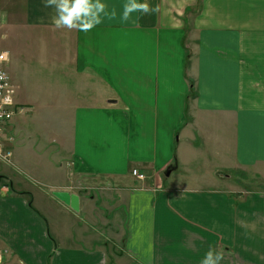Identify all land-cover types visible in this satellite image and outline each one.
Wrapping results in <instances>:
<instances>
[{
	"label": "crops",
	"instance_id": "1",
	"mask_svg": "<svg viewBox=\"0 0 264 264\" xmlns=\"http://www.w3.org/2000/svg\"><path fill=\"white\" fill-rule=\"evenodd\" d=\"M61 2L0 0L2 264H264V0Z\"/></svg>",
	"mask_w": 264,
	"mask_h": 264
},
{
	"label": "built area",
	"instance_id": "2",
	"mask_svg": "<svg viewBox=\"0 0 264 264\" xmlns=\"http://www.w3.org/2000/svg\"><path fill=\"white\" fill-rule=\"evenodd\" d=\"M2 53L5 52H0V54ZM9 62V55L6 59L0 60V75H2V78H0V161L5 163H9L12 160V153L6 151L3 145L5 128L25 111L24 108L19 107L15 103V92L8 72ZM133 175L139 181L145 180V176L139 174L137 171H134Z\"/></svg>",
	"mask_w": 264,
	"mask_h": 264
},
{
	"label": "clouds",
	"instance_id": "3",
	"mask_svg": "<svg viewBox=\"0 0 264 264\" xmlns=\"http://www.w3.org/2000/svg\"><path fill=\"white\" fill-rule=\"evenodd\" d=\"M47 3H55V0H47ZM58 8L61 9L62 12L59 18L55 19L54 21L56 26L59 27L61 25H67L71 27L74 24V18L78 17L80 13H88L92 8H95L97 11H99L104 8V5L101 3L90 4L88 3V0H62V2L58 4ZM147 10L148 9L145 6L144 11ZM93 16H95V13H93ZM94 23H100V21L97 19L94 21ZM80 27L84 30H87L93 27V22L81 24ZM7 56V52L0 54V60L6 59ZM0 78H2V75H0ZM221 259V254H215V259H213V252L209 251L205 258L201 261V264H219Z\"/></svg>",
	"mask_w": 264,
	"mask_h": 264
},
{
	"label": "rangeland",
	"instance_id": "4",
	"mask_svg": "<svg viewBox=\"0 0 264 264\" xmlns=\"http://www.w3.org/2000/svg\"><path fill=\"white\" fill-rule=\"evenodd\" d=\"M26 112H28V111H26ZM23 117H25V118H30L29 117V115H23ZM11 162H9V163H6V164H10ZM237 179V178H236ZM234 181H236L235 179H233ZM237 182V181H236ZM71 185H72V187L73 188H75V190H83L84 189V186L82 185V183H80V182H76L75 183V181L74 182H71ZM252 187L253 188H257V187H255L254 185H252ZM252 187H249V185H243V186H241V188H243L244 189V191H246V192H249V191H251V190H253V188ZM260 188V187H259ZM119 214V216H121L120 218H119V220L121 221H123V222H125V218H124V216L122 215V213H118ZM120 221H116V222H118V225H119V223H120V226L122 227V224L123 223H121ZM120 226H119V230H120ZM121 236H122V233H121V235H120V238H121ZM119 251H122V246H121V242H120V246H119V249H118ZM0 254H1V263L0 264H2L4 261V257H6V256H8V255H6L7 253L5 252V251H0ZM115 252L113 251V250H111L110 249V252L109 253H107V254H105V261H104V264H112V258H113V256H115ZM119 254H122V253H119Z\"/></svg>",
	"mask_w": 264,
	"mask_h": 264
},
{
	"label": "water",
	"instance_id": "5",
	"mask_svg": "<svg viewBox=\"0 0 264 264\" xmlns=\"http://www.w3.org/2000/svg\"><path fill=\"white\" fill-rule=\"evenodd\" d=\"M170 174H171V173H170V172H168V173H167V177H169V176H170Z\"/></svg>",
	"mask_w": 264,
	"mask_h": 264
},
{
	"label": "trees",
	"instance_id": "6",
	"mask_svg": "<svg viewBox=\"0 0 264 264\" xmlns=\"http://www.w3.org/2000/svg\"><path fill=\"white\" fill-rule=\"evenodd\" d=\"M192 91H193V89H192ZM3 180V178H0V182Z\"/></svg>",
	"mask_w": 264,
	"mask_h": 264
}]
</instances>
